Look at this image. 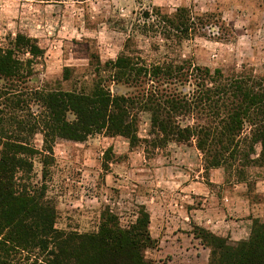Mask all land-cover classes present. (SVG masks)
<instances>
[{"label":"trees","instance_id":"obj_1","mask_svg":"<svg viewBox=\"0 0 264 264\" xmlns=\"http://www.w3.org/2000/svg\"><path fill=\"white\" fill-rule=\"evenodd\" d=\"M217 22L213 12L156 7L135 31L153 38L159 48L181 45ZM42 55L37 41L22 33L11 46L0 45V264H150L146 250L157 240L145 205L127 226L110 210L103 211L96 231L57 226L47 179L59 139L123 136L149 157L171 143L195 146L206 169L223 167L241 182L250 168H264V74L225 73L180 57L150 61L133 34L115 59L91 56L90 84L32 86ZM72 70L65 68L66 80ZM143 115L148 117L144 137L139 133ZM38 134L41 148L35 144ZM36 157L42 179H35ZM194 228L211 250L209 264H264L263 221L254 219L249 237L236 243L205 227Z\"/></svg>","mask_w":264,"mask_h":264},{"label":"rangeland","instance_id":"obj_2","mask_svg":"<svg viewBox=\"0 0 264 264\" xmlns=\"http://www.w3.org/2000/svg\"><path fill=\"white\" fill-rule=\"evenodd\" d=\"M179 6L196 13L213 12L220 22L181 45L159 48L153 38L135 31L146 12L152 13L156 7L172 12ZM18 33L34 38L43 49L36 59L32 86L72 89L90 84L91 56L97 55L103 62L115 59L133 34L150 61L180 57L225 73L264 74V0H0V45L11 46ZM66 67L73 69L68 80L64 78ZM113 88L127 90L121 85ZM147 128L148 117L143 115L141 136ZM42 143L38 134L35 144L41 148ZM54 152L47 196L56 206L57 226L68 231H96L105 210L118 215L127 226L136 220L139 206L145 205L153 218L150 231L157 240L146 250L150 264H209L211 250L195 235L198 230L194 227L200 225L166 218L167 211L173 213L175 208L176 178L203 180L214 195L210 208H230L232 213L226 215L212 213L209 224L232 219L237 225L250 219L252 228L254 219L264 222L263 167L250 168L247 181L241 182L223 167L206 169L195 146L171 143L149 157L142 146L131 147L125 137L105 134L83 142L59 139ZM34 165L35 179H42L39 157ZM243 191L244 201L231 198ZM198 201L193 206L200 207L203 200ZM243 204H258L257 215L262 216L242 213ZM164 210L167 221L161 228L158 220ZM221 236L230 243L248 238L235 239L232 233Z\"/></svg>","mask_w":264,"mask_h":264},{"label":"crops","instance_id":"obj_3","mask_svg":"<svg viewBox=\"0 0 264 264\" xmlns=\"http://www.w3.org/2000/svg\"><path fill=\"white\" fill-rule=\"evenodd\" d=\"M175 184L178 189V191L175 193V196L172 199V204L175 206V208H173V213H169V211H167L168 213L166 218L170 217L172 221L176 220L182 223H184V221L186 220L189 222L194 221L195 224L204 226L205 228L210 229L212 232L218 235H225L228 233H232L233 238L235 239L249 237L251 233V227L249 224L250 219L241 220L240 223L237 222V225H233L232 219L231 220L225 219V224L224 223L209 224L207 222V219L213 218L212 213L214 212H216L217 215L220 216L232 212L230 208H228L227 210L225 209L222 210L216 206L210 208L209 204L211 203V199L214 198V195L213 194L210 195L209 188L207 187V184L203 180H189L188 178H186L181 181L180 179L176 178ZM261 190L264 191L263 189ZM232 195H233L231 197L232 199H239L240 201H244V199L246 198L244 191L239 194L235 193ZM195 200L196 201L203 200L200 207L193 206ZM255 205L258 204H252V205L250 204L247 207L244 206L243 204L244 208H241L242 213H244L243 210H245L246 213L244 214H251V212H253L254 216L256 217L262 216V215H257V212L260 209H258V206L255 208ZM165 213H166L165 210L162 213H160L161 216H163V218H160L158 220V227L160 225V227L163 228L164 220L167 221V219H165L164 217ZM152 223H153V218L151 217L150 225ZM176 223L178 224V222Z\"/></svg>","mask_w":264,"mask_h":264}]
</instances>
